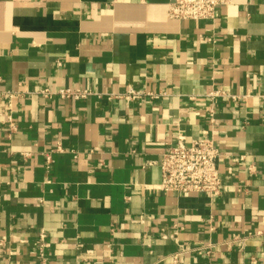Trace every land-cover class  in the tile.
Segmentation results:
<instances>
[{
  "label": "crops",
  "instance_id": "1",
  "mask_svg": "<svg viewBox=\"0 0 264 264\" xmlns=\"http://www.w3.org/2000/svg\"><path fill=\"white\" fill-rule=\"evenodd\" d=\"M168 1L0 0V264H264V0ZM60 88L90 94L37 93ZM202 138L220 195L157 190Z\"/></svg>",
  "mask_w": 264,
  "mask_h": 264
},
{
  "label": "built area",
  "instance_id": "2",
  "mask_svg": "<svg viewBox=\"0 0 264 264\" xmlns=\"http://www.w3.org/2000/svg\"><path fill=\"white\" fill-rule=\"evenodd\" d=\"M229 0H169L167 3L168 17L179 21L212 22L216 19V10L227 5ZM211 41V38L207 39ZM42 98L57 96L62 100H81L90 94L88 90L60 88L57 90L42 89L37 92ZM222 91H215L210 98L223 97ZM127 99L138 100L143 97L157 99L160 94L138 92L128 88ZM7 108L10 109L12 94H9ZM212 118V109H208ZM10 121V117H8ZM211 121V120H210ZM220 153L212 138H202L189 143L178 140L168 147L159 162L160 182L156 189L173 194H195L209 197L220 195L223 182L218 169ZM44 238L40 234V240ZM172 264L177 263V254L173 255Z\"/></svg>",
  "mask_w": 264,
  "mask_h": 264
}]
</instances>
